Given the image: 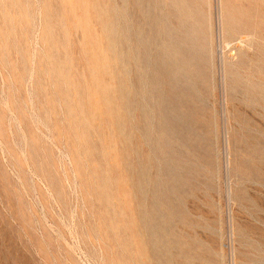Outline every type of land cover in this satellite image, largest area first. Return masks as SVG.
Listing matches in <instances>:
<instances>
[{
    "label": "rangeland",
    "instance_id": "obj_1",
    "mask_svg": "<svg viewBox=\"0 0 264 264\" xmlns=\"http://www.w3.org/2000/svg\"><path fill=\"white\" fill-rule=\"evenodd\" d=\"M0 264H264V0H0Z\"/></svg>",
    "mask_w": 264,
    "mask_h": 264
}]
</instances>
